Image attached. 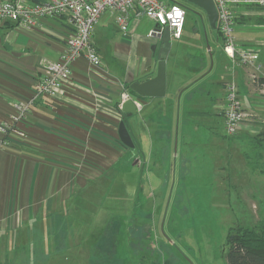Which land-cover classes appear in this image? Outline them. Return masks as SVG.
<instances>
[{"label": "crops", "instance_id": "1", "mask_svg": "<svg viewBox=\"0 0 264 264\" xmlns=\"http://www.w3.org/2000/svg\"><path fill=\"white\" fill-rule=\"evenodd\" d=\"M246 9L240 8L237 18ZM142 18L134 19L125 34L114 16L103 12L91 36L100 65L76 58L69 81L52 95L35 94L34 87L44 64L63 53L72 32L68 19L45 17L31 28L0 21V128L14 122L15 104L30 103L28 113L15 123L25 137L10 135L0 148V264L9 263L19 248L33 246L39 237L62 238L75 251L84 246L80 258L85 264L127 263L124 251L119 258L114 249L105 248L123 247V241L128 242L125 229L153 230L155 235L158 229L142 208L136 217L111 212L109 204L127 189L122 174L138 173L133 202L155 199L152 190L160 189V195L161 183L191 181L199 175L227 183L243 203L255 194L263 197L264 186L258 185L263 172L258 180L250 178L247 156L253 137L264 131V34L250 35L239 28L236 50L258 56L252 63H240L224 52L215 30L210 41L205 32L183 30L173 39L168 28L160 38L149 37L155 23L151 27ZM236 21L235 26L251 22ZM253 22L264 25L263 20ZM159 59L165 61V95L140 100L138 113L126 117L119 110L125 86L153 77ZM229 82L237 86L251 118L235 136L224 130ZM122 120L133 148L118 137ZM204 166L211 169H197ZM105 200L110 203L103 206ZM160 214L161 203L157 221ZM43 243L37 246L42 249ZM94 248L101 251L99 258L92 255ZM108 252L113 257L102 258ZM128 257L132 261L131 254Z\"/></svg>", "mask_w": 264, "mask_h": 264}, {"label": "rangeland", "instance_id": "2", "mask_svg": "<svg viewBox=\"0 0 264 264\" xmlns=\"http://www.w3.org/2000/svg\"><path fill=\"white\" fill-rule=\"evenodd\" d=\"M172 1L179 4L185 11L182 30L187 34L193 31L201 34L205 32L210 41V35L214 30L209 27L204 12L183 0ZM245 8L248 12L238 16L236 22H251L235 26L234 35L237 34L239 28L246 29L250 35L256 32L264 34V25H256L253 22L255 20L264 21V10L249 6ZM142 22H149L153 27L152 20L146 17L142 18ZM249 156L247 172L250 174V178L258 180L259 171L262 170L263 181L258 185L264 186V157L259 159L260 157H257L253 150L249 151ZM251 163H256V165L252 166ZM197 169L208 172L211 168L204 166ZM137 174L134 172L131 175H120V178H124L127 189L123 193H119L122 195L120 200L112 201V203L107 202L113 207L111 212L120 213L121 216L130 212L136 217V213L139 214L137 210L142 208V212L150 215L149 223L155 225L158 230L155 235L153 230L137 228L129 232L128 229H125L122 234L125 239H128V242L125 244L123 241V247L121 244V247L105 248V250L114 249L119 258H124L122 252L124 251L127 254L126 259L131 262L125 264H226L225 242L229 228L252 226L264 216V192L261 193L263 194L262 198L255 194V198H249L250 200L243 203L242 199L238 200V192L231 190L227 183L210 181L211 179L209 180L203 175L193 177L191 181L189 179L186 182L161 183L160 195L158 193L160 189L152 190L155 192V199L151 198L145 202L140 198L133 202L132 195ZM144 177L142 185L145 187ZM107 202L105 200L103 206H106ZM142 203L144 204L142 205ZM159 203H161V214L159 215L161 220L157 221ZM132 205L134 209H130ZM50 233L53 235L52 232ZM54 233L57 236L61 235L59 234L61 232ZM40 240H44L43 237H39V241L31 247L27 245L19 248V253L17 257L15 256L16 259L13 257L7 264H85L80 258L84 253L82 251L84 246H81L79 251H75L76 249L69 248L70 246L66 245L62 238H55L54 241L50 237H45L44 241ZM40 242H44L45 247L48 244L49 248L40 249L37 246L40 245ZM127 249L129 252L125 251ZM130 254L133 257V262L128 257ZM44 256L48 257L47 260L44 259ZM107 257L112 258L113 256L108 252L102 258ZM6 259L4 258V260Z\"/></svg>", "mask_w": 264, "mask_h": 264}, {"label": "built area", "instance_id": "3", "mask_svg": "<svg viewBox=\"0 0 264 264\" xmlns=\"http://www.w3.org/2000/svg\"><path fill=\"white\" fill-rule=\"evenodd\" d=\"M213 3L224 52L232 59L237 58L240 63L257 60L254 51L236 50L234 27L240 8L249 6L264 10V0H213ZM105 11L114 16L118 29L125 34L129 32L134 19L146 17L154 21L155 26L148 33L149 37L159 35L168 28L171 38L178 39L185 20L184 9L171 0H0V21L10 20L31 28L45 17L64 16L72 27V32L65 38V49L59 60L44 64L43 74L34 87L35 94L52 95L55 89L68 82L70 65L80 56L85 57L92 66L100 65V56L91 36L100 15ZM225 89L224 130L226 135L235 136L241 124L251 121V118L243 109L237 86L229 82ZM261 89L264 92V83ZM127 98L135 102L138 111L141 109V101L125 89L121 101ZM29 108V102L15 104L14 122L3 124L0 128V148L7 144L10 135L25 137L15 123L28 113Z\"/></svg>", "mask_w": 264, "mask_h": 264}, {"label": "trees", "instance_id": "4", "mask_svg": "<svg viewBox=\"0 0 264 264\" xmlns=\"http://www.w3.org/2000/svg\"><path fill=\"white\" fill-rule=\"evenodd\" d=\"M215 31L220 36L217 28ZM125 88L130 94L136 96L129 86ZM252 146L256 156L262 159L264 157V131L253 137ZM251 165L254 166L256 163H251ZM225 246L226 264H264V216L252 226L229 228ZM92 255L99 258L101 256L99 248H94Z\"/></svg>", "mask_w": 264, "mask_h": 264}, {"label": "water", "instance_id": "5", "mask_svg": "<svg viewBox=\"0 0 264 264\" xmlns=\"http://www.w3.org/2000/svg\"><path fill=\"white\" fill-rule=\"evenodd\" d=\"M191 3L196 7L200 8L208 21L209 27L212 30H216L217 11L213 0H183ZM161 34L158 35L160 38ZM151 49H155V45L151 46ZM129 88L136 94L134 96L138 100H142L147 97H163L166 91V71L165 61L159 59L156 64V73L153 77L143 81H133L130 83ZM119 110L124 113L126 117H131L138 113L137 106L131 98H127L119 104ZM118 137L120 141L128 148H133L134 144L131 140L125 122L122 120L118 125Z\"/></svg>", "mask_w": 264, "mask_h": 264}]
</instances>
